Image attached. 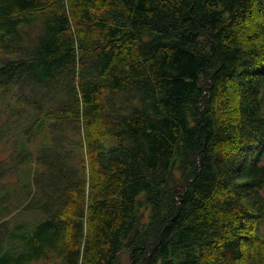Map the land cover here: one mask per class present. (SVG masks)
I'll return each mask as SVG.
<instances>
[{
  "label": "trees",
  "instance_id": "1",
  "mask_svg": "<svg viewBox=\"0 0 264 264\" xmlns=\"http://www.w3.org/2000/svg\"><path fill=\"white\" fill-rule=\"evenodd\" d=\"M0 155V264H264V0H0Z\"/></svg>",
  "mask_w": 264,
  "mask_h": 264
},
{
  "label": "rangeland",
  "instance_id": "2",
  "mask_svg": "<svg viewBox=\"0 0 264 264\" xmlns=\"http://www.w3.org/2000/svg\"><path fill=\"white\" fill-rule=\"evenodd\" d=\"M28 126H25L24 128H27ZM42 133L39 136L33 137L31 138V140H26L23 139L22 143L25 147L28 148H32L33 153L36 154L42 147L48 145L50 143L51 137L50 134L48 132V128L46 127V125H44V127L41 129ZM3 156V155H2ZM1 157V155H0ZM33 156H27L24 162V169L25 170H33L38 168L39 166H35L32 162ZM263 162H264V156H263ZM26 184V181H25ZM261 193L264 195V184L263 186L260 188ZM2 192H4V190L2 189ZM0 209H1V214L0 215V221L2 220V216L3 214L7 215V218L9 220L10 225L9 226H13L14 224H19L22 220H24V217L26 216V211L22 206H17L12 204L11 202H8L7 205L5 204H1L0 205ZM2 230V229H1ZM12 231V233L16 234L15 239L12 241L9 238L5 239L4 242L2 241L0 243V256L1 259L9 257L12 252L17 248V246L20 244L19 242V237L21 236V234L23 233L24 235H26L27 233H30V227L29 225L23 226V228L20 227H16V228H12L10 229ZM259 230L260 232L264 233V213L261 216L260 220H259ZM12 236L11 235H8ZM122 259V263L121 264H127V256L126 253H123L121 256Z\"/></svg>",
  "mask_w": 264,
  "mask_h": 264
}]
</instances>
